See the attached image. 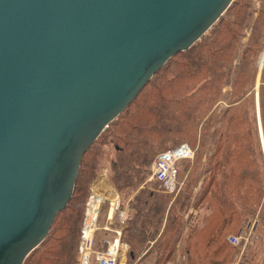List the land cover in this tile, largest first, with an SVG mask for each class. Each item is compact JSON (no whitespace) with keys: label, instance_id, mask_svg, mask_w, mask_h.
I'll list each match as a JSON object with an SVG mask.
<instances>
[{"label":"water","instance_id":"1","mask_svg":"<svg viewBox=\"0 0 264 264\" xmlns=\"http://www.w3.org/2000/svg\"><path fill=\"white\" fill-rule=\"evenodd\" d=\"M233 1L0 0V264L45 240L91 145Z\"/></svg>","mask_w":264,"mask_h":264},{"label":"trees","instance_id":"2","mask_svg":"<svg viewBox=\"0 0 264 264\" xmlns=\"http://www.w3.org/2000/svg\"><path fill=\"white\" fill-rule=\"evenodd\" d=\"M250 5L251 0H234L191 49L175 54L109 124L85 153L68 205L23 264H76L86 202L107 144L116 149L110 166L115 187L134 191L128 220L133 233L123 239L129 243V264H168L176 258L178 264H231L233 244L227 237L258 211L264 227V152L257 102L228 109L213 134V121L199 129L222 96L244 27L252 18ZM256 21L251 37L241 45L242 63L232 92L236 101L247 94L263 46L264 18L259 15ZM258 102L264 136V82ZM209 136L214 153L203 164ZM197 138L195 161L184 159L177 165L178 179L184 182L179 193H166L160 181L149 180L150 165L159 153L182 142L195 147ZM191 204L196 214L187 227L185 212ZM241 264H264V249L251 246Z\"/></svg>","mask_w":264,"mask_h":264},{"label":"rangeland","instance_id":"3","mask_svg":"<svg viewBox=\"0 0 264 264\" xmlns=\"http://www.w3.org/2000/svg\"><path fill=\"white\" fill-rule=\"evenodd\" d=\"M264 0H251V14H252V18L249 20V22L247 23V25L244 27V34H243V38L240 42V47L238 49L237 52V57L235 59H233L232 64H231V69L230 72L228 74V78L226 80V82L224 83V85L221 88V93L222 96L215 102V104L213 105L212 109L210 110V112L204 117V120L202 123H200V127L199 129L201 130L202 125L206 122L209 121H213V124H211V134H213L214 131H218L223 124V119L225 117V114L227 113L228 109L232 108L233 106H237L239 104H248L249 102H252V104L254 105V103H256L259 100V91L260 88L264 82V79L262 81V75L264 74V65L263 68L261 69V65L264 62V42H263V46L261 48V50L259 51L257 57H256V64L254 65V73H253V79L251 81V83H247L246 88H247V94L241 99V101H236L237 98L235 99V96L233 95V82H234V77L235 75H237V69L238 67H240L241 63H242V50H241V45L245 42H247L249 40V38L252 35V32L254 31V26L255 23L257 22V17L259 15H261V18H264ZM262 13V14H261ZM264 40V38H263ZM261 69V70H260ZM256 97V100H255ZM259 104V103H258ZM260 115V107L257 106V115ZM257 121V120H256ZM259 123H261L262 126V122L260 119L259 122V116H258V125ZM260 131V128H259ZM261 133V131H260ZM262 134H263V129H262ZM261 138V134L259 136ZM264 140V136L262 137ZM262 138H261V143H262ZM208 140V141H207ZM207 146L204 149L203 152V158H202V163L204 164L205 162L207 163V160L209 159V157L212 155L213 152V146L211 144V136H209V139H207ZM260 140V139H259ZM263 146V144H262ZM199 147H200V139L197 138V141L195 143V147L197 149V152L194 156V158L192 160H190L191 162L195 161V158L197 157V153L199 151ZM115 147L113 144H107L105 145L104 149H103V154L101 155V169L98 173V175L96 176L94 182H96V184L98 185V189L102 191V193L104 194V197H116L117 201L120 202L119 205H121V207H123L125 204V206L129 209V202L132 199L133 196V190H124V191H118V189L115 187L114 185V181H113V175H112V170H111V160L114 157V153H115ZM263 152H264V148H263ZM153 164V163H152ZM152 164L150 165V169H151V174L152 175ZM149 175V180L152 181L151 176ZM180 180V179H179ZM93 182V183H94ZM184 186V182L182 181V187ZM164 189V188H163ZM181 189L178 191V193L181 191ZM165 191V190H164ZM94 192V191H91ZM167 193V192H166ZM113 198V199H114ZM115 200V199H114ZM108 208L106 207V205L103 208L101 217H100V223L101 225L104 223L105 218H106V213ZM130 210V209H129ZM260 211H258L255 216L251 217L249 220H247L243 226H241V228L239 229V231L237 233H232V234H242L243 236L247 237L248 232L250 231V228H252L253 233L251 236L248 237V241H247V246H246V250H242L240 247H235L233 246L232 248V253H233V262H239V264H241V262L244 260L245 255H247V253H249V247H253V246H257L260 245L261 249H264V227H262V223H261V215L259 213ZM196 214V210L194 208V206L191 204L190 207L188 208V210L185 212V217L189 218L188 222H187V227L189 225V222L192 220V218L194 217L193 215ZM127 228H131L133 233V225L128 222V226H124ZM130 230V231H131ZM104 232V231H103ZM125 233V232H124ZM107 235V233L103 234L102 231H98L96 233V245L100 243V241L103 239V237ZM126 237H123V239L128 238V232L124 235ZM124 242V246H123V252L121 254V258L119 261V264H129L128 262V251H129V243ZM180 245V244H179ZM101 246V243H100ZM97 246V247H100ZM179 254H181V251L179 252ZM257 254V253H256ZM183 255V254H181ZM249 256V255H248ZM179 257V256H177ZM82 258V252L80 251V248L78 250V257L76 260V264H79ZM179 259V258H178ZM178 259L176 258L169 260L168 264H178ZM177 260V261H176Z\"/></svg>","mask_w":264,"mask_h":264},{"label":"built area","instance_id":"4","mask_svg":"<svg viewBox=\"0 0 264 264\" xmlns=\"http://www.w3.org/2000/svg\"><path fill=\"white\" fill-rule=\"evenodd\" d=\"M195 154L196 148L188 142H182L174 148L159 153L152 164L151 179L160 181L165 192L169 194L178 193L182 186V181L178 179V162L184 159L192 160ZM105 204H107V198L97 192H92L86 202L80 233L79 248L82 252V258L79 264H119L118 260L121 258L124 246V226H128L129 209L121 207L117 200L112 202L109 204L105 224L101 225L100 217ZM98 231L107 233L100 241V247H97L95 241ZM252 233L253 230L250 228L247 237L242 234H230L227 239L233 246L246 250L248 237ZM231 264H239V262L236 261Z\"/></svg>","mask_w":264,"mask_h":264},{"label":"crops","instance_id":"5","mask_svg":"<svg viewBox=\"0 0 264 264\" xmlns=\"http://www.w3.org/2000/svg\"><path fill=\"white\" fill-rule=\"evenodd\" d=\"M92 190L94 191V192H97V193H100V194H102V195H104L103 193H102V191L101 190H99L98 189V185L96 184V182H94L93 183V185H92ZM114 197H107V204H105L106 205V207L108 208L107 210V213H106V216H107V214H108V212H109V204H111L112 202H115L116 201V197L113 199ZM124 206L123 207H126L125 206V204H123ZM105 221H106V218H105ZM105 221H104V223L103 224H105ZM131 230V228H125V230H124V235L128 232V235H130V234H132L131 232H132V230ZM250 248V247H249Z\"/></svg>","mask_w":264,"mask_h":264}]
</instances>
